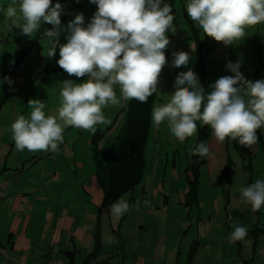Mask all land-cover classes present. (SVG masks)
Returning <instances> with one entry per match:
<instances>
[{"label": "clouds", "instance_id": "1", "mask_svg": "<svg viewBox=\"0 0 264 264\" xmlns=\"http://www.w3.org/2000/svg\"><path fill=\"white\" fill-rule=\"evenodd\" d=\"M90 3L97 10L89 22L78 13L67 25L62 24L64 9L59 0H11L0 9L4 20L11 21L10 26L20 29L23 36L31 38L42 26L52 25L43 32L48 45L45 55L54 57L58 47V66L77 78L61 82L56 115L47 111L45 101H28L29 115H19L10 126L17 151L57 152L68 127L95 132L106 122L105 108L133 99L147 103L159 92L162 70L169 63V33L177 31L172 5L168 0ZM184 7L196 28L225 46L241 40L248 28L264 24V0H186ZM19 18L23 24L18 23ZM62 32L68 33L66 43L59 41ZM191 62L188 52L172 53L174 68L187 69ZM225 67L232 75L218 78L209 92L196 72L181 71L168 102L153 105L152 124L158 128L167 123L170 135L181 143L197 133L200 122L212 130L218 143L227 139L248 148L257 144L258 130L264 129V79H246L239 60L229 61ZM5 82L13 83L9 77L0 79V85ZM211 154L207 141L189 149L190 156ZM239 192L253 212L264 208V179L242 186ZM126 195L109 206L114 217H123L130 210ZM247 235V228L238 225L229 240L241 241Z\"/></svg>", "mask_w": 264, "mask_h": 264}, {"label": "crops", "instance_id": "2", "mask_svg": "<svg viewBox=\"0 0 264 264\" xmlns=\"http://www.w3.org/2000/svg\"><path fill=\"white\" fill-rule=\"evenodd\" d=\"M168 3L174 7L173 3ZM61 4L64 9V14L61 17L63 25H67L78 13L84 14L87 23L93 16L90 9H97V6L90 3V0H79V2L68 0L62 1ZM176 13L178 14V10ZM51 27L52 25H44L35 35L33 43L37 41L40 49L32 46L30 38L29 45L23 40L17 43L19 49L16 50L12 63L0 66V79L7 77L9 67L17 62L23 49L29 46L37 48V58H39L28 63L23 60L14 75H17V72L24 73L23 76L18 75L25 82L21 88L32 86L33 94H38L39 99L46 102L47 111L56 115L60 106L61 82L77 78L69 76L58 66V47L54 57H46L48 45L43 37V32L46 28ZM41 31L43 32L41 33ZM67 34L66 32L61 33L60 43L67 42ZM169 37L168 62H170L176 41H179V44L187 42L189 47L194 42L186 31H184L183 38L179 39L178 35L172 33H169ZM0 40H3L1 36ZM5 40L10 41L11 37ZM188 54L192 62L187 69H184L185 72L192 68L197 61L196 70L199 60L198 51L197 53L190 51ZM37 61L39 62L36 64ZM47 63L48 66L51 65L56 70L47 73ZM169 66L166 65L161 74L159 99L156 100V105L168 102L173 90L170 91L167 86L163 88L162 84L164 82L167 84L168 80L172 83L179 74H177L179 69L175 74H172V71H169ZM85 78H80V80ZM30 79L32 84L29 83ZM3 85H0V96H2ZM117 95L119 96L118 89ZM13 97L15 95L7 97L6 101L8 102ZM18 97L9 106V103L7 104L5 101L6 103L0 109V264H103L102 249L110 248L109 243L111 242H118L120 245L117 248L122 250L118 264H139L141 261L144 264H264V228H254L253 224L252 226L248 225L251 222L241 217L240 220L242 219L245 223L239 226L246 227L248 235L241 241H230L229 235L234 228H215V222L212 220L215 221L223 215L220 213V208L216 211L213 202L209 211L210 215H208L212 228H201L200 225H197L198 241L190 235L192 241L184 244L186 234L191 228L187 230L186 228H174L175 232L172 234L169 232V228H134V226L133 228H110L114 227L113 222L116 217L111 214L109 208L100 211L103 191L96 175L98 160H103L104 154L107 153L106 147H104L107 140L106 136H101L100 139L97 135L106 130L104 127L113 121V117H116L114 120L116 124L113 128L120 120H125L126 112H122V110H125L129 101H122L117 106L110 105L105 108L106 122L103 125H98L95 132L77 128L72 131L73 127H68L64 133V143L59 146L57 152H29L27 150L20 152L15 148L10 126L19 115L27 117L30 109L28 107L29 99L25 103L22 95ZM121 126L119 125L117 131ZM154 128L155 126L151 127V135ZM69 132L76 136L67 137ZM163 135L164 130L162 129L158 137L162 138ZM92 136L95 137L94 140H101V143L97 144L98 141H94L96 145L92 144ZM229 143H231L230 140L218 143L211 131L209 145L212 154L207 157V164L203 168L208 172L207 175L213 186H221L223 176L226 175L228 160L231 158L229 157ZM171 146L173 147V145ZM96 147L98 150L94 151ZM261 147L263 150L260 148L257 153L263 151L262 155H264V146ZM248 152L251 154L250 151ZM180 159L182 161V157ZM157 161L160 164L161 159L157 157ZM169 161L170 156L167 154V162ZM174 163L175 167L176 156H174ZM188 167L187 164L178 168L182 172L179 173L175 182L181 190L192 180ZM248 168L251 169V175L256 174L252 164ZM185 171L187 181L184 177ZM260 175H264L263 172ZM260 179L264 178L260 177ZM230 182L229 184L232 185L231 180ZM200 186L201 182L198 187L197 206L203 199L199 194ZM136 189L134 192L138 190ZM134 192L129 194H132L130 203L138 201L142 207L145 201L149 202L144 189L140 200L134 199ZM186 194L187 192H184L181 196L185 201L184 206H187L189 202ZM229 206L230 204L226 206L227 212L231 210ZM233 207L236 211L237 207ZM198 209L203 214L201 206ZM183 211L181 210V212ZM262 213L263 211L255 212L257 219ZM226 221H233V217L229 214ZM260 224H264V219L257 222V225ZM122 226L123 223H120V227ZM207 229L210 230V233L207 238L204 234L203 242H201L200 230L206 232ZM150 243H152L154 251L145 254L146 247H149ZM155 243L159 244V248L155 247ZM97 244H100L102 248L100 253L96 258L88 259L95 251ZM125 252H127L126 255ZM148 254L151 257L147 256Z\"/></svg>", "mask_w": 264, "mask_h": 264}, {"label": "rangeland", "instance_id": "3", "mask_svg": "<svg viewBox=\"0 0 264 264\" xmlns=\"http://www.w3.org/2000/svg\"><path fill=\"white\" fill-rule=\"evenodd\" d=\"M168 2L173 3L174 6V24L177 29L174 35H178V38L180 39L183 38L184 31H186L190 39H192V31L190 27L191 25L187 21L190 19L188 18L187 12L184 7L186 0H168ZM10 3L11 0H0V9L6 8ZM74 9L76 10V7H74ZM96 10V8L90 9L93 14ZM176 10H178V14L176 13ZM73 15L74 13L72 14V16ZM23 22L24 21L22 18L18 19V23L23 24ZM180 23L182 24L180 25ZM10 25L11 21H5L2 12H0V36L3 38V40H0V66L5 65L6 63L10 65L12 63L13 58L16 54V50L19 49V46L17 45L18 42L23 40L27 45H29L30 43V37L21 35L20 29L11 27ZM42 32L43 31H41V33ZM36 34H38V32L30 38L32 43L35 41L34 38ZM199 35L202 41L205 42V44L208 46V48L212 50L207 62V87L209 91L211 90L209 86L213 84L218 78L225 75H232V73L229 72L225 67L226 63L229 61L235 63L239 60L242 62L241 72L246 79L252 81L264 79V24L248 28L246 30L245 36L241 38V40L230 46H225L223 42H217L213 38L207 37L200 30ZM8 37H11L10 41L5 40ZM191 44V47H189L187 42L179 44V41H176L173 52L185 51L189 53L190 51H194L197 53L194 42H192ZM257 50H259L261 57H259ZM37 54L38 53L36 48L33 49L28 56L26 55L28 60H26L25 63L36 59L35 55ZM25 58L26 57H24V59ZM171 61L172 56L168 66L170 65L169 71H172V74H175L178 69L171 66ZM38 62L39 61L35 63L37 64ZM196 62L194 63V66H192V68H189L187 70V72L194 71L197 73V71L195 70ZM12 66L13 64L10 67ZM181 71H184V69H179L177 74ZM18 75L23 76L24 73L17 72V75H14L12 78V85L8 87L5 92L2 91V96H0L1 101L3 95L4 97L8 96V98L11 95H15V97L9 99L8 102L6 101L7 104L9 103L8 106L12 102L14 103L16 99L19 98V95H22L25 103L28 99H39V97L37 96L38 94H33L34 90L32 91V86L30 88H21V85L25 82L22 80V78L18 77ZM172 76L174 77L176 75ZM174 81L175 80H173V82L171 83L170 80H168L166 81L167 84L164 82L162 84L163 88L167 86L170 91L171 89L173 90ZM29 83L32 84L31 79L29 80ZM168 92L169 91L167 90V93ZM6 102H4L2 105H4ZM2 105H0V107ZM115 118L116 117H113V121L109 122V124L104 127L106 130H104L103 132L107 131L104 135L106 136L105 139L107 140L104 147H107L110 143H113V140L119 133L120 129L117 131L119 125L123 126L124 124V120L122 119L118 122L115 128L109 129V127L113 124ZM197 125L199 130L198 122ZM153 126L154 125H152V127ZM162 129L164 130V135L161 138L158 137V134L162 132ZM74 130L75 129L72 128V131ZM262 133H264V129H262ZM74 136L76 135L70 132L69 135H67V137ZM93 136L91 139V143L95 144V137ZM197 138L198 131L193 137L187 138L183 143H181L176 138L170 135L167 123L162 124L158 128L155 126L145 149L146 173L141 185L137 188L138 190L136 189L137 191L133 193L134 199L137 198L138 200H140V198L142 197V190L144 189L147 193L149 202L147 205L144 202V205L142 207H140L138 201H133L134 203L129 202L130 210L123 217H116L113 222L114 227L110 228H133V226L134 228H169V232L171 234L175 232L174 228H186V230L191 228L186 234L187 236L184 241V244H186L188 243V241H192L190 235H192L194 239H197V225H200L201 228H212L211 221L208 219V215H210L209 211L212 208V202L216 211H218V208H220V213L221 215H223L221 218L216 219L215 221L212 220L213 222H215V228H234L235 226L245 223V221H242V219H247L248 222H251L248 225L252 226L253 224L254 228H264V224L257 225V222L259 220L264 219V208L260 210L263 211V213L261 214L263 217L260 215L262 219H260V217L259 219H257L255 212L251 210V205L245 203L240 198L239 192V189L242 186L249 185L255 182V180L260 179V177L264 178V175H260L262 172L264 174V171H262L264 170V155H262L263 151H261V153L259 154L257 153L258 149L261 148L263 150L260 142L248 148L245 146H241L236 141H231L229 146V155L233 161H231L232 164L229 168V174L223 176L221 186H213L210 182V178L207 175L208 172L206 171V169L201 167V181H199V183L201 182L199 194L203 198L201 204H199L198 206L196 204H188L187 206H184L185 201L183 200V198H181V196H183L182 194L184 192H187V194L190 192V184L188 183L187 185H184V189L181 190L175 180L178 179L180 175L179 173L182 172V170L178 168L181 165H190L189 160L192 159V156L189 155V149L196 146ZM171 145H173V147ZM248 151H250V153L254 154L255 156L258 155V157H249ZM167 154L170 156L169 162H167ZM174 156H176L177 158L175 167ZM157 157L161 159L160 164L159 161H157ZM180 157H182V161ZM250 164L253 165L256 171L255 175H251V169L248 168ZM184 173V177L186 180V171ZM230 180L232 181V185L229 184L231 183ZM131 195L127 194L126 198L128 199V201L130 200ZM228 204H230L229 207H231V210H229V212L226 211V206ZM199 206H201L203 214L198 209ZM233 206L237 207L236 211ZM181 210L184 211L181 212ZM229 214L233 217V221L231 222L226 221V218ZM252 216L253 218H251ZM241 217L242 219L240 220ZM177 221H179L180 223H178ZM120 223H123L122 227H120ZM209 233V229H207L206 232L200 230V241L203 242L204 234L207 238ZM119 245L120 244L118 242H111L109 243L110 248H104V250L102 249L103 252L101 254L104 256L102 259L103 264H118L120 262L122 250L120 248H117L119 247ZM155 247L159 248V244L155 243ZM153 251L154 249L152 248V243H150L149 247H146L144 253L147 254ZM126 254L127 252H125V255ZM147 256L151 257L150 254H148ZM139 264H144V262L141 261L139 262Z\"/></svg>", "mask_w": 264, "mask_h": 264}, {"label": "trees", "instance_id": "4", "mask_svg": "<svg viewBox=\"0 0 264 264\" xmlns=\"http://www.w3.org/2000/svg\"><path fill=\"white\" fill-rule=\"evenodd\" d=\"M62 1L68 0H59ZM57 0H53V3H56ZM190 23L191 31H192V40L195 43V46L198 51L199 60L196 65L197 74L199 76L201 85L204 87L206 92H209L207 87V67L206 63L209 59L210 50L205 42L202 41L199 35L198 29L194 26L193 22L187 20ZM32 46L38 47L40 49V45L36 41L32 43ZM35 49L32 47H27L23 49L17 58V62L9 67L7 77L12 78L16 72V70L21 65L24 57V60H28L27 56L31 53V51ZM37 50V48H36ZM38 51V50H37ZM259 57L260 52L257 50ZM38 53V52H37ZM170 48L168 46L166 50V56L169 60ZM27 55V56H26ZM36 59H37V55ZM39 58V57H38ZM31 62V61H30ZM33 62V61H32ZM166 67V66H165ZM262 68V66H261ZM56 69L51 65L46 67V72H54ZM164 70V69H163ZM162 70V73H163ZM161 73V74H162ZM161 84V77H160ZM10 87L7 82L3 85V92ZM159 93V92H158ZM8 96L3 95L2 100L0 101V105H2ZM159 99L158 94H154L149 97L147 103H139L136 100H130L125 110L122 112H126L125 120L123 126L120 128L118 135L115 137L113 143L110 144L109 147H106L107 153L104 154L103 160H98L97 163V179L99 185L103 191V201L100 206V211L108 209L109 206L115 202L119 197L124 196L125 194H130L135 191L137 187H139L142 183V180L146 173V159H145V149L148 143V140L151 135V110L153 105L156 103V100ZM2 107V106H1ZM0 107V109H1ZM199 123L198 130V138L197 144L201 141H207L210 143L211 139V129L208 126H201ZM114 124H112L109 129H113ZM107 131L102 132L97 135L98 138L101 136L104 137ZM259 142L261 146H264V135L262 134V130H258ZM101 139V138H100ZM98 141V139L94 140ZM229 142V140L226 139ZM101 143V140L97 142V144ZM196 144V145H197ZM230 144V143H229ZM96 145V144H95ZM97 147L94 151H97ZM249 156H253L248 154ZM230 157V155H229ZM98 158V154H97ZM228 169L226 171V175L229 174V168L231 167L232 160L229 158ZM207 164V157L201 158L199 155H192V159L190 161V165L188 167V172H191L192 180L190 182V192L187 194L188 204H198V187L200 181V168ZM198 245V243H196ZM100 244L95 246V251L89 256L88 259L96 258L101 251Z\"/></svg>", "mask_w": 264, "mask_h": 264}]
</instances>
